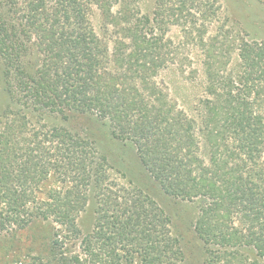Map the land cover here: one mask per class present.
<instances>
[{
    "label": "trees",
    "instance_id": "trees-1",
    "mask_svg": "<svg viewBox=\"0 0 264 264\" xmlns=\"http://www.w3.org/2000/svg\"><path fill=\"white\" fill-rule=\"evenodd\" d=\"M135 1L31 0L21 4L19 0H0V60L5 88L19 109L64 119L70 112H91L103 123L107 121L113 138L130 141L163 190L177 197L179 191L166 185L168 169L174 167L178 155L168 143L170 135L178 133L176 126L170 121L155 126L150 121L156 106L144 103L153 88L142 91L135 84L139 77L149 80L148 72L157 63L149 53L156 47V38L145 37L143 24L154 21L160 26L162 21L156 14L154 20L149 15L134 18L130 7ZM116 3L121 11L112 14ZM91 5L102 15L105 32L113 29L111 51L109 42L91 30L83 15L91 11ZM241 51L240 57L244 53L248 57L254 53L255 59L264 56L263 49L246 46ZM35 52L41 60H36ZM213 81L215 86L216 78ZM214 97L208 118L213 117L211 125L217 124L215 130L206 126L210 161L206 169L201 168L205 175L197 177L203 185L201 195L213 204L203 210L196 224L205 244V264H264V221L251 219L247 206L240 204L245 220L236 219L240 226L232 227V213H237L238 207L232 201L243 178L237 174L238 162L233 164L230 159L236 146L230 147L227 140L229 133L238 135V127L244 130L249 120L248 105L231 106L228 112L219 106L220 95L215 93ZM246 129L250 135L254 133V128ZM189 142L191 145L192 140ZM220 148L224 149L221 156ZM105 160L91 142L73 136L64 127L31 126L24 115L7 120L0 130V235L2 231L7 235L30 228V224L39 228V218L49 225L51 219L64 234H52L44 262L38 260L37 264H178L184 254L169 218L131 185L111 184ZM50 181L59 184L58 189L49 191L47 200H35V189ZM89 200L94 205L93 224L83 234L76 222ZM69 237L78 241L77 253L68 256L63 247L56 252ZM10 238L14 247L16 241Z\"/></svg>",
    "mask_w": 264,
    "mask_h": 264
},
{
    "label": "rangeland",
    "instance_id": "rangeland-1",
    "mask_svg": "<svg viewBox=\"0 0 264 264\" xmlns=\"http://www.w3.org/2000/svg\"><path fill=\"white\" fill-rule=\"evenodd\" d=\"M19 1L25 4L31 0ZM90 8L91 11L83 15L91 30L103 41L109 42L111 51V39L115 36L113 29L109 27L105 32L102 15L95 6ZM118 11L121 9L116 3L111 13ZM130 12L134 18L144 15L152 18L156 14L162 21L160 26L154 21L152 25L142 23L145 37L156 38V47L149 53L157 58V63L148 72V82L139 77L135 84L142 91L153 88L144 104L156 106V112L161 114L157 116L152 110L150 121L155 126H163L167 121L176 126L178 133L170 135L168 143L178 155L174 158V167L168 169L170 173L166 185L179 191L177 197L163 190L161 182L142 164L136 147L128 140H115L107 121L103 123L93 113L70 112L64 119L58 115L17 108L7 94L1 60L0 130L7 120L24 115L31 126H61L73 136L88 140L95 146L97 154L106 158L107 179L111 184L131 185L152 199L169 218L171 231L179 240L184 254L178 264H205V244L197 234L196 224L203 210L213 204L201 195L203 185L199 184L197 177L205 175V167L210 161L206 126L208 124L215 130L217 124L211 125L213 117L208 118L212 114L210 103L216 102L215 93L220 95L219 103L223 106H219L228 108V112L234 106L248 105L246 118L249 120L244 130L238 127V135L229 133L227 140L230 147L236 146L235 155H231L230 159L234 160L233 164L238 162L237 174L243 178L232 201L238 205L237 213H232L235 222L232 227L240 226L236 219L245 220L240 204L247 206V215L251 219L264 221V56L255 59L254 53L249 57L245 53L242 57L239 55L241 50V54L246 50V46L263 49L264 53V48H261L264 46V0H136L131 4ZM151 26H155L154 29ZM32 42L34 50L35 41ZM35 55L36 60H41L40 54L35 52ZM208 66L211 67L210 74ZM214 78L217 82L212 86ZM251 127L254 128L252 135L246 129ZM189 140H192L191 145ZM223 153L224 149H218L220 156ZM201 168L205 169L202 171ZM53 181L35 189V200H47L48 192L59 186ZM188 196L192 199L188 200ZM93 206L92 200H89L77 219L76 224L83 234L92 228ZM36 224L39 228L30 224V228L13 230L7 235H3L2 231L0 264H37L38 260H44L52 234L58 233L63 237L64 231L51 219L49 225L45 226L40 218ZM227 226L231 227L229 223ZM203 228L205 230V224ZM10 236L16 241L14 247L10 245ZM69 238L63 239L56 252L63 247L68 256L77 253L78 241Z\"/></svg>",
    "mask_w": 264,
    "mask_h": 264
}]
</instances>
